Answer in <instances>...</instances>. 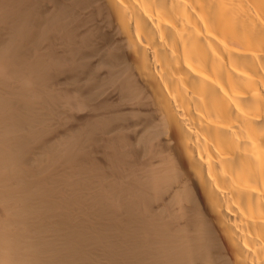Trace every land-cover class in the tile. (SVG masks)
<instances>
[{"label": "bare ground", "instance_id": "obj_1", "mask_svg": "<svg viewBox=\"0 0 264 264\" xmlns=\"http://www.w3.org/2000/svg\"><path fill=\"white\" fill-rule=\"evenodd\" d=\"M0 264H264V0H0Z\"/></svg>", "mask_w": 264, "mask_h": 264}]
</instances>
